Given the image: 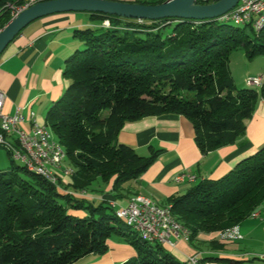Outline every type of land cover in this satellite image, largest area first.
<instances>
[{"label":"trees","instance_id":"obj_1","mask_svg":"<svg viewBox=\"0 0 264 264\" xmlns=\"http://www.w3.org/2000/svg\"><path fill=\"white\" fill-rule=\"evenodd\" d=\"M5 3L0 0V29L12 18ZM89 13L97 24L76 31L84 47L66 58L62 75L68 86L46 117L73 173L68 182L59 181L60 187L13 159L0 170V264H73L88 254L106 253L111 237L136 252L117 264H171L164 245L143 240L108 201L79 198L64 189L95 192L112 180L113 197L127 196L124 186L149 168L158 151L140 155L119 142L126 122L182 115L204 154L242 135L264 98V82L260 88H238L229 68L234 50L242 49L248 60L264 56V24L255 31L250 24L235 27L214 18L139 22ZM105 19L107 27L100 25ZM263 200L264 146L222 177L199 180L167 198L175 219L190 231L188 242L200 233L238 226Z\"/></svg>","mask_w":264,"mask_h":264},{"label":"crops","instance_id":"obj_2","mask_svg":"<svg viewBox=\"0 0 264 264\" xmlns=\"http://www.w3.org/2000/svg\"><path fill=\"white\" fill-rule=\"evenodd\" d=\"M96 24L90 13L83 11L43 16L25 26L3 50L0 55V89L6 95L3 110L12 114L19 107L25 116L21 127L31 130L30 112L34 113L38 125L46 123L40 107L51 106L62 95L69 83L62 75L65 60L84 47L76 37V31ZM236 58L244 68L237 76L243 87L248 76L264 77V59L257 57L246 61L243 55ZM229 68L233 74L231 62ZM117 139L140 155H148L150 150H157L158 155L143 174L124 186L123 192L127 196L114 198L111 180L102 185L100 191H87V199L96 202L115 200L117 205H125L133 197L143 195L158 205H169V196L184 193L199 180L222 177L241 159L264 146V98L257 102L242 135L233 143L204 154L195 144L191 122L173 113L126 122ZM64 165L70 166L66 161ZM181 171L195 175L194 181H175L174 176ZM59 181L64 184L69 179L61 174ZM115 211L118 214L119 210ZM236 227V235H242L239 239L221 240L220 232L200 233L192 242L180 239L175 247L163 248L169 253L171 264H187V257L194 253L200 255L198 264H264V258H261L264 256V203ZM107 244L106 253L88 254L73 264H117L136 254L133 246L119 238L111 237Z\"/></svg>","mask_w":264,"mask_h":264},{"label":"built area","instance_id":"obj_3","mask_svg":"<svg viewBox=\"0 0 264 264\" xmlns=\"http://www.w3.org/2000/svg\"><path fill=\"white\" fill-rule=\"evenodd\" d=\"M39 1L44 0H19L18 3L6 2L3 6L6 7V9L10 6H18L20 12L22 9L29 7L30 5ZM202 1L206 2L208 0ZM263 2L264 0H238L237 4L225 13L227 14V21H253V29L255 30V25L257 23L255 18V11ZM138 21L141 22L142 20ZM100 25L103 27L110 25L109 20H103ZM263 82L264 77L262 75H251L245 78V84H254L258 86V88L261 87ZM5 98L6 95L4 91L0 89V139H6L10 140V142H13L14 148L18 150V157L27 161V163L32 165L33 167L39 168V157H46L47 162H52L57 165V162L52 160V153L40 152V150L36 147L35 140H32L27 134V129L20 126L25 120V116L21 113L19 107H17L14 113L12 114L4 112L3 105ZM28 120L32 123L31 125H36L37 132H39V136H43L42 131L38 127V123L34 119L33 112H30L28 114ZM46 142L47 144H51L48 141ZM45 173L50 176L51 180L56 185L59 186V179L61 174L66 177H69V171L61 169L59 165H57V173ZM194 179L195 175L186 171H181L174 176V180L177 182H181L184 180L194 181ZM64 190L67 193L76 197L86 199L88 198L86 190H81L78 192L67 189ZM262 203H264V200ZM108 204L114 209H118L119 211L123 212V214L125 215V219H129L133 225L143 228L146 234L156 239L157 243L166 245L167 247L171 248L175 247L178 240L184 239L183 231L172 228V220L167 219L165 215V210H154L150 202L117 205L115 200H108ZM241 237L242 235L239 233L237 235H229L227 236V238L220 239L233 240L239 239ZM261 258H264V256H261ZM186 260H188L189 264H198L200 260V255H196L194 253L188 256Z\"/></svg>","mask_w":264,"mask_h":264},{"label":"water","instance_id":"obj_4","mask_svg":"<svg viewBox=\"0 0 264 264\" xmlns=\"http://www.w3.org/2000/svg\"><path fill=\"white\" fill-rule=\"evenodd\" d=\"M238 0H218L200 4L197 0H164L143 4L118 0H44L22 9L0 29V55L6 46L30 22L43 16L72 12H96L137 20L181 18L207 20L218 17L237 4Z\"/></svg>","mask_w":264,"mask_h":264},{"label":"bare ground","instance_id":"obj_5","mask_svg":"<svg viewBox=\"0 0 264 264\" xmlns=\"http://www.w3.org/2000/svg\"><path fill=\"white\" fill-rule=\"evenodd\" d=\"M254 1H262V0H254ZM11 12L12 17H14L17 13H19V7L18 6H10L8 8ZM255 18H256V25H255V31H259L264 24V2L259 5V8L256 9L255 11ZM214 19H218L219 21H227V14H222L218 17H215ZM199 21V20H195ZM202 21V20H201ZM233 22V21H230ZM236 23L237 25H248L250 24L253 27V21H243V22H233ZM109 26V25H107ZM106 26V27H107ZM248 87H253V88H258V86L254 84H246ZM39 129L42 131L43 136H39V132H37V127L36 125H32V128L30 131H27V134L32 140H35L36 147L40 150V152H48L52 153V160L57 162V165L61 167V169H65L69 171V176L72 175L73 173V168L71 166L64 165L67 155L64 150V148L59 144V142L56 140L54 134L52 133L50 127L45 123L44 125H38ZM48 141L51 144H47ZM8 140L6 139H0V145L2 146H8L9 150L11 152V155L13 156V159L19 160L28 170L35 172L36 174L41 175L51 183L55 184L50 176H48L45 172H50V173H57V165H55L52 162H47L46 157H39V168L38 167H33L32 165L28 164L27 161L20 159L18 157V150L14 148L13 144H9L7 142ZM151 203L153 206V209L156 211H164L165 210V215L167 219L172 220V228L173 229H179L183 231V237L184 240L188 241L189 240V235L190 231L187 227H185L182 223H180L178 220L175 219L173 216L170 207L168 205H158L155 202H153L150 198L143 196V195H137L135 196L132 200H130L127 204L129 203ZM255 214V213H254ZM119 217L122 219V221L129 227H131L133 230H135L139 236L143 240H147L150 242H156V239L152 236H149L148 234L145 233V230L141 227L135 226L131 223L129 219H125V215L123 212L118 211ZM237 233V227L233 226L231 228L225 229L219 233L220 238H227L229 235H236ZM223 240V239H221ZM163 245V244H161ZM166 246V245H164ZM187 264L188 261H187Z\"/></svg>","mask_w":264,"mask_h":264},{"label":"rangeland","instance_id":"obj_6","mask_svg":"<svg viewBox=\"0 0 264 264\" xmlns=\"http://www.w3.org/2000/svg\"><path fill=\"white\" fill-rule=\"evenodd\" d=\"M236 24V23H234ZM233 24V25H234ZM235 27L236 26H239V25H234ZM83 48V47H82ZM81 48V49H82ZM243 53V54H242ZM238 55H243L246 59V61H251V60H248L244 54V51L242 49H237V50H234L230 56V60H229V63L231 62L232 63V68L233 69V74H232V77L234 79V82L236 84V86L238 88H242L244 85L243 83H240V81L237 79L239 76V73L244 69L242 67L241 64L238 63V60H237V56ZM261 59H264V56H260ZM38 107H40L39 105H37ZM50 107V106H49ZM49 107H45V106H42L40 107L41 111H40V114H42V118L46 120V117H47V111L49 109ZM106 115V112H104L102 114V116H105ZM13 159V156L11 155L10 152H8L6 150V148H4V146L0 145V170H7L10 165H11V160ZM13 163L15 165H20L22 164L19 160L17 159H13ZM193 185V184H192ZM191 185V186H192ZM122 221V220H121ZM123 222V221H122ZM124 223V222H123ZM125 224V223H124ZM126 225V224H125Z\"/></svg>","mask_w":264,"mask_h":264}]
</instances>
